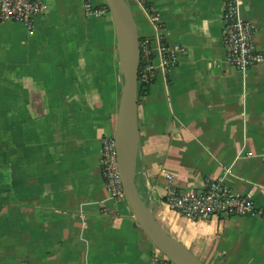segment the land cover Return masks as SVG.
<instances>
[{
	"label": "crops",
	"instance_id": "crops-1",
	"mask_svg": "<svg viewBox=\"0 0 264 264\" xmlns=\"http://www.w3.org/2000/svg\"><path fill=\"white\" fill-rule=\"evenodd\" d=\"M37 1L47 10L33 30L0 21V264H172L102 177L101 139L115 132L123 85L111 14ZM131 2L140 39L152 38ZM146 2L187 53L138 98L142 197L203 264H264L263 219L190 221L166 203L172 188L221 179L264 206V62L246 75L228 64L226 0ZM240 14L264 53V0H242Z\"/></svg>",
	"mask_w": 264,
	"mask_h": 264
},
{
	"label": "built area",
	"instance_id": "built-area-1",
	"mask_svg": "<svg viewBox=\"0 0 264 264\" xmlns=\"http://www.w3.org/2000/svg\"><path fill=\"white\" fill-rule=\"evenodd\" d=\"M86 13L94 17L110 14L108 6H94L92 0H81ZM143 8L153 30L152 38L140 39L141 61L139 86H151L160 70L169 74L179 63L186 49L170 44L166 28L158 14L146 0H137ZM242 0H226L224 10L223 43L228 64L246 75L256 65L264 62V53L254 41L256 27L241 18ZM47 10V5L37 0H0V21L16 22L33 30L35 21ZM101 168L104 185L111 199L127 201L117 158L115 133L101 139ZM168 180L172 177L166 174ZM169 208L190 221H206L215 217H256L264 220V206L258 207L253 194H237L223 180H208L204 187L169 190L166 196ZM170 262V261H169Z\"/></svg>",
	"mask_w": 264,
	"mask_h": 264
},
{
	"label": "water",
	"instance_id": "water-1",
	"mask_svg": "<svg viewBox=\"0 0 264 264\" xmlns=\"http://www.w3.org/2000/svg\"><path fill=\"white\" fill-rule=\"evenodd\" d=\"M112 16L123 78L115 126L118 166L126 200L134 218L154 246L172 264H203L185 245L171 237L158 223L137 184L140 128L138 119L140 36L127 0H105Z\"/></svg>",
	"mask_w": 264,
	"mask_h": 264
},
{
	"label": "trees",
	"instance_id": "trees-1",
	"mask_svg": "<svg viewBox=\"0 0 264 264\" xmlns=\"http://www.w3.org/2000/svg\"><path fill=\"white\" fill-rule=\"evenodd\" d=\"M149 87L150 86L140 85L139 86V97L146 95L148 93Z\"/></svg>",
	"mask_w": 264,
	"mask_h": 264
},
{
	"label": "rangeland",
	"instance_id": "rangeland-1",
	"mask_svg": "<svg viewBox=\"0 0 264 264\" xmlns=\"http://www.w3.org/2000/svg\"><path fill=\"white\" fill-rule=\"evenodd\" d=\"M102 1H105V0H102ZM128 1V3L130 4V5H132V7H133V3L131 2V0H127ZM115 132H113V134H114Z\"/></svg>",
	"mask_w": 264,
	"mask_h": 264
},
{
	"label": "bare ground",
	"instance_id": "bare-ground-1",
	"mask_svg": "<svg viewBox=\"0 0 264 264\" xmlns=\"http://www.w3.org/2000/svg\"><path fill=\"white\" fill-rule=\"evenodd\" d=\"M138 177V176H137Z\"/></svg>",
	"mask_w": 264,
	"mask_h": 264
}]
</instances>
